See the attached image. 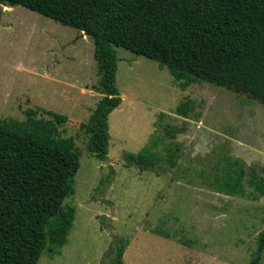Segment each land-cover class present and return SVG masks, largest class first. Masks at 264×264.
<instances>
[{
  "label": "rangeland",
  "instance_id": "1",
  "mask_svg": "<svg viewBox=\"0 0 264 264\" xmlns=\"http://www.w3.org/2000/svg\"><path fill=\"white\" fill-rule=\"evenodd\" d=\"M53 1L15 0L0 12V121L23 122L26 110L37 120L51 121L46 112L65 117L58 134L78 150L74 195L64 202L74 210L72 228L65 246L44 251L37 264H100L113 237L126 242L124 264H250L264 197L216 194L197 174L213 181L207 170L226 153L264 178V89L244 95L199 82L182 91L166 67L131 49L168 62L219 29L264 62V0H111L121 7L112 43L122 105L108 118L106 163L91 157L80 128L102 98L93 90L91 39L20 4L55 3L51 12L67 21L81 12L89 20L90 4L108 0ZM185 99L192 111L182 118L175 110ZM153 142L161 161L154 172L125 163ZM110 168L111 182L94 192Z\"/></svg>",
  "mask_w": 264,
  "mask_h": 264
},
{
  "label": "trees",
  "instance_id": "2",
  "mask_svg": "<svg viewBox=\"0 0 264 264\" xmlns=\"http://www.w3.org/2000/svg\"><path fill=\"white\" fill-rule=\"evenodd\" d=\"M0 4L12 7L17 3L15 0H0ZM22 4L91 39L98 74L93 90L102 98L88 122L81 124L80 128L86 135L91 157L99 163H106L110 140L108 118L121 104L116 86L117 58L112 43L121 7L111 0L102 1L93 7L90 4V11L94 10L89 20L81 12L75 20L63 21L51 12L55 3L39 9ZM214 33L168 62L144 53L138 47L131 50L136 56L166 67L182 91L192 84L206 82L235 94H258L264 89V62L258 50L226 42V35L219 29ZM191 111L192 101L189 99L182 101L175 110L182 118ZM46 113L51 116V121L37 120L36 110H26L23 122L0 121V264H37L44 251L65 246L74 222V210L65 208L64 202L74 195V177L79 169L78 150L73 139H63L58 134V125L67 119ZM165 133H169L167 129ZM156 145L153 142L138 154H126L125 163L143 172H154L161 162L152 152ZM176 150L167 159L171 167L176 164L173 159ZM213 162V167L207 170L214 171L213 181L206 174H197L212 192L226 197H264V178L255 171L247 172L238 160L226 153L216 156ZM114 174L110 168L108 178L100 179L94 192L110 183ZM245 185L251 188L249 193ZM125 247L123 239L113 237L100 264H106L107 260L108 264H124ZM263 253L264 231L257 235L250 264H260Z\"/></svg>",
  "mask_w": 264,
  "mask_h": 264
},
{
  "label": "crops",
  "instance_id": "3",
  "mask_svg": "<svg viewBox=\"0 0 264 264\" xmlns=\"http://www.w3.org/2000/svg\"><path fill=\"white\" fill-rule=\"evenodd\" d=\"M85 38H86V37L84 36L83 38H79V39H85ZM80 94H81L82 96H84V97H89V96H85L83 93H80ZM80 94H79V97H80ZM180 103H181V102H180ZM180 103H179V104H180ZM121 105H122V104H121ZM121 105H120V106H121ZM120 106H119L118 108H120ZM150 231H151V230H150ZM145 233H147V232H145ZM152 233H153V232H152ZM132 245H133V244L131 243V246H132ZM133 251H134V248H133ZM133 251H132V252H133ZM124 252H125V251H124ZM133 253H134V252H133ZM126 254H127V253L125 252L124 255H123V263H124V259H125V255H126ZM131 264H134V262L132 261Z\"/></svg>",
  "mask_w": 264,
  "mask_h": 264
},
{
  "label": "water",
  "instance_id": "4",
  "mask_svg": "<svg viewBox=\"0 0 264 264\" xmlns=\"http://www.w3.org/2000/svg\"><path fill=\"white\" fill-rule=\"evenodd\" d=\"M3 7H4V5L3 4H0V12H1V10L3 9ZM84 36H83V34H81L80 35V38H83Z\"/></svg>",
  "mask_w": 264,
  "mask_h": 264
}]
</instances>
